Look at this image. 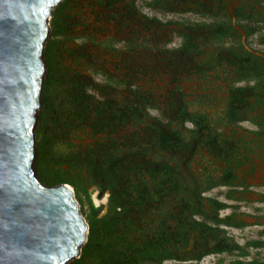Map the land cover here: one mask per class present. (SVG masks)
Wrapping results in <instances>:
<instances>
[{
    "label": "trees",
    "instance_id": "16d2710c",
    "mask_svg": "<svg viewBox=\"0 0 264 264\" xmlns=\"http://www.w3.org/2000/svg\"><path fill=\"white\" fill-rule=\"evenodd\" d=\"M138 2L63 0L54 11L38 177L51 186H75L79 195L77 185L50 166L76 163L109 194L105 214L89 200L87 239L76 263L199 264L205 256L241 249L224 226L242 222L221 217L226 204L204 194L246 185L239 176L250 159L246 149L264 160V55L241 42V30L246 39L264 27V0L146 3L155 11L204 18L181 22L144 14ZM170 25L181 39L173 48L162 42ZM259 43L264 45V33ZM210 47L216 54H208ZM218 68L225 72L226 98L221 117L213 118L191 109L184 82L206 80ZM245 121L257 127L250 130L257 140L226 134L220 126L233 130ZM86 131L95 140L76 153L61 154L49 142ZM201 158L214 168L200 166Z\"/></svg>",
    "mask_w": 264,
    "mask_h": 264
},
{
    "label": "water",
    "instance_id": "95a60500",
    "mask_svg": "<svg viewBox=\"0 0 264 264\" xmlns=\"http://www.w3.org/2000/svg\"><path fill=\"white\" fill-rule=\"evenodd\" d=\"M61 1L0 0V264H67L86 242L72 188L34 170L43 54Z\"/></svg>",
    "mask_w": 264,
    "mask_h": 264
},
{
    "label": "rangeland",
    "instance_id": "374dc122",
    "mask_svg": "<svg viewBox=\"0 0 264 264\" xmlns=\"http://www.w3.org/2000/svg\"><path fill=\"white\" fill-rule=\"evenodd\" d=\"M149 1L150 0H139L138 3L140 5L142 12L149 16L155 15L159 17L163 22H166L168 20H171L173 22H177V21L181 22L183 20H190V21L204 20L203 17H201L198 13L195 12H189V11L164 12L160 10L155 11L146 5V3ZM62 2L63 0L61 1V3ZM227 2H230V0H227ZM60 4H58L52 11L49 22L50 23L49 37L45 43V49L43 54V60L46 71L43 76V89L41 94L42 104H41V108L37 113V123L34 128L35 153H36V158L34 161V170L37 176L40 168L38 165V146L40 145V142L42 140V136L41 133L39 132V128L41 124V114H43L45 107L43 100L46 93V80L50 73L49 63L47 61V57L45 53H46V47L49 45L52 39L51 34H52L53 14L56 8ZM233 6L234 5L231 3L228 8L233 9ZM175 10H177L176 7ZM261 10L264 12V9L261 8ZM221 12H223V14L225 13L224 10H221ZM205 20L208 19L205 18ZM256 24L261 25L259 23ZM253 25L257 26L255 25V23H253L252 26ZM175 28L176 25H170L168 30L165 29L167 35L163 36L162 38V42L166 43L167 44L166 46L169 48L177 47L181 43V39L179 37L172 35L173 33L172 30ZM241 31L243 35L241 39L242 44H244L248 50L253 51L260 55H264V45H261L259 43V35L261 33H264V27H261L260 31L250 35L246 39H245L244 31L243 30ZM231 41L233 42V40H230V42ZM77 42H80V40H77ZM115 45L118 48L120 47V43L116 42ZM227 45L229 46L231 45V43ZM56 47H59V44L56 45ZM56 50H57L56 52L60 51L58 50V48ZM207 52L209 55H212L213 53L216 54V52H214V49L211 47L208 48ZM99 53L100 52H98L97 54ZM224 73L225 72L223 69L218 68L216 70L217 75L215 76L209 75V77L206 80H202V81L186 80L184 82L185 84L184 87L185 90L187 91L188 100L190 99L192 101L190 104L192 110H200L207 112L213 118L221 117L225 104V98H226L225 85H224L225 82L222 81V78L224 77ZM96 78L100 81L103 79L100 75L96 76ZM149 78L150 76L143 77L144 81L147 83ZM161 78L162 77L159 76V78L155 79V82L159 85L163 83V80L161 81ZM53 92H54V88L51 87L50 93L49 90L48 93L54 100L57 99L59 101L58 93L55 92L53 93ZM152 113L157 114V111H152ZM220 126L221 129L225 130L226 134H230V132L232 131L231 134H233V136L234 135H236L237 137L244 136L249 139L254 138V140H257L256 136L250 133V130H256L257 127L249 121L242 122L237 127L232 128L233 130H231L230 127H224L222 122ZM50 136L52 139V134H50ZM94 140L95 139L90 136L88 131H86L84 133L78 132L70 135V139L67 141L65 139H60V140L55 139V141L54 139H52L49 142L54 150L58 151L61 154L67 155L71 153H76L77 150L80 148V146L82 145L86 146V144L94 142ZM241 150L243 151V149ZM246 152H248L250 157L249 162L243 167H240L239 169L240 181L245 182L246 185L235 186V187L219 186L207 191L204 194L206 197L218 199L226 204V208L219 212V215L221 217H226L228 215H231L234 221L242 222V225L240 227L224 226L227 235L232 237L239 244L241 249L239 251L232 253L211 254L205 256L199 262V264H264V201H263L264 200V160L260 159V157L258 156V152H256L257 154L252 153L251 148L246 149ZM205 159L206 158H201V160L199 159L200 166L201 165H205L207 167L209 166V168L212 170L214 166L210 165V163L207 162ZM54 165L55 164L51 162L50 164L51 168L53 166L55 170H61V174L68 180L74 182L79 188L80 194L78 195L76 191V187L67 184L73 190V198L77 203L80 215L83 217L87 225H88L87 218L90 212L89 200L91 203H93V205L96 208L100 210L101 214L106 213L108 209L107 199L109 198V194L102 193L97 188V186L92 183L86 169L82 167H77L76 163H72V165L65 163L61 166L60 165L54 166ZM201 170H202L201 167L197 168V171H201ZM39 179H41V181L43 180L42 182L44 183V179L42 177ZM258 243H261V245L259 246L255 245ZM78 258H80V256ZM78 258L71 260L67 264H91L89 260L84 261L83 263H76ZM190 263L191 261L182 262L176 260H168L164 262V264H190Z\"/></svg>",
    "mask_w": 264,
    "mask_h": 264
}]
</instances>
